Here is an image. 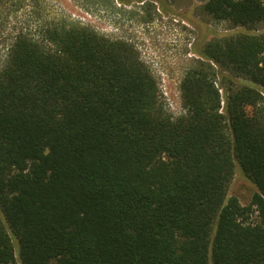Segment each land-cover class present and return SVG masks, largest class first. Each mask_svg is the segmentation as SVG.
I'll list each match as a JSON object with an SVG mask.
<instances>
[{"label": "trees", "instance_id": "obj_1", "mask_svg": "<svg viewBox=\"0 0 264 264\" xmlns=\"http://www.w3.org/2000/svg\"><path fill=\"white\" fill-rule=\"evenodd\" d=\"M201 8L251 31L193 48L176 116L132 42L66 16L16 33L0 65V264H264V0ZM237 171L246 205L228 194Z\"/></svg>", "mask_w": 264, "mask_h": 264}, {"label": "rangeland", "instance_id": "obj_2", "mask_svg": "<svg viewBox=\"0 0 264 264\" xmlns=\"http://www.w3.org/2000/svg\"><path fill=\"white\" fill-rule=\"evenodd\" d=\"M204 0H0V65L19 30L36 33L52 17L66 16L113 39L132 42L154 73L169 112L181 111L179 84L206 41L251 31L204 12ZM264 32V25L257 32ZM254 186L236 172L229 195L249 203ZM20 264V263H17Z\"/></svg>", "mask_w": 264, "mask_h": 264}]
</instances>
